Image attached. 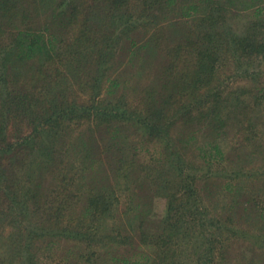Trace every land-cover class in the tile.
Masks as SVG:
<instances>
[{"label":"trees","instance_id":"16d2710c","mask_svg":"<svg viewBox=\"0 0 264 264\" xmlns=\"http://www.w3.org/2000/svg\"><path fill=\"white\" fill-rule=\"evenodd\" d=\"M115 1L128 7L131 2ZM135 2L140 26L158 25L166 15L174 20L137 48L156 58L154 66L145 62L138 67L148 71L150 82L135 84L142 108L120 100L129 90L127 81L106 73L118 45L113 33L97 39L86 32V21L84 26H78L76 16L70 21L77 5L72 0H0V227L9 230L2 264H37L36 244L44 243L46 251L55 240L86 244L88 251L102 244L109 264H138L131 257L141 245H132L127 236L128 249L121 250L123 244L114 237L103 239V233L116 214L144 216L156 196L165 199V211L158 221L161 233L146 237L151 241L145 246L152 250L144 256L147 264H164L165 259L168 264H227V247L221 251L216 240L204 249L208 258L202 261L199 248L210 245V239L202 242L203 234L192 232L190 224L206 212L183 151L200 129L218 137L233 123V108L243 102L234 99L233 88L222 94L218 67L231 60L236 69H244L241 59L264 57V0ZM107 22L100 28L106 29ZM70 27L77 30L65 40L63 32ZM160 40L164 54L156 56ZM134 47L131 40L128 62L136 58ZM129 127L158 143L144 163L132 154L141 143L128 141L124 132ZM197 151L200 160H218L223 154L216 139ZM46 174H51L48 189ZM132 187L147 195L133 194L121 211L120 197L128 199ZM256 210L258 231H263L264 207ZM259 239L264 246V237ZM183 242L185 248L175 253ZM97 253L91 250L76 259L92 264Z\"/></svg>","mask_w":264,"mask_h":264},{"label":"rangeland","instance_id":"374dc122","mask_svg":"<svg viewBox=\"0 0 264 264\" xmlns=\"http://www.w3.org/2000/svg\"><path fill=\"white\" fill-rule=\"evenodd\" d=\"M106 1L108 0H72L77 5H75L74 13L69 20L73 22L72 19L76 16L78 26L80 24L84 26L82 23L86 21V32L90 31L89 33L97 39L106 36V32L113 33V40L118 45L113 46L111 52L113 59L110 63V69L106 73L112 76L119 74L122 79L127 81L129 90L124 91L125 95L120 100L128 104H137L135 108H142V103L138 99L140 97L138 95L139 89L135 87V84L139 87L146 86L149 81L148 71L146 69L140 70L138 67L140 64L143 66L145 62L154 66L156 58L151 59L148 55V52L151 51L137 48L151 38H156L157 28L165 31L169 20L172 21L173 19L169 18L170 15H166L168 16L167 19L161 21L158 25L149 22L151 19H148V25L143 27V25L140 26L141 22L135 14L139 11L136 8L135 0H130L129 7L121 5V1L112 2V0H109L110 5L106 4ZM126 6L127 10H125ZM247 16L244 15L243 19H247ZM106 18L110 20V22H107V31L100 28L105 25ZM124 29L126 30L124 31ZM76 30L75 27L64 30L65 40H69L71 32ZM131 40L136 46L133 49L136 52V58L132 62H128L132 58L127 52ZM106 42H104V46ZM59 47L61 52L66 49L65 45L62 44ZM162 47L163 41L160 40L158 48L155 49L156 56L164 54L165 47ZM249 58L251 61L245 60V58L238 61L240 67L243 63L247 65L244 69L242 67L236 69V63L231 60H225L218 67L220 79L217 82L220 85L223 83L220 86L222 94L226 95L228 90L233 88L236 92H234L235 98H232L238 102H243L241 106H234L233 108V123L228 125L218 137L215 136V133H210L208 129H200L195 134L196 139L191 143L192 146L188 147L187 151H183L186 170H189L196 177L197 197H199L203 210L206 212L205 216L200 218L201 220L197 219L190 224L192 232L198 229L201 231L203 234L201 237L202 242L210 239V245L205 244L204 248H199V251L204 255L203 263L208 258V252L204 249L208 246L211 248L215 244L213 240H216L221 243H216L218 247L222 246L221 251L227 247V254H224V256L220 254L227 264H264V246H262L260 239L256 240L258 237H264V230L258 231L261 220L254 213V211H257L256 209H260L261 206L264 207V57L254 56ZM59 67L60 70L63 69L61 65ZM70 80L72 79L70 78ZM203 124L205 123L203 122ZM200 126L198 124L197 128H201ZM124 133L128 136V141L141 143L137 144L138 149L135 153L132 152L137 156L138 163L146 162L155 152V149H158V143L148 142L144 134L137 131L136 128L129 127ZM215 139L222 148V157L218 160L208 157L204 160L198 159L197 148L202 146L207 148L209 144L215 143ZM53 174L55 173L53 172ZM50 175L46 174L47 180L44 182L46 189L50 188L51 185ZM133 194L138 195V198H142L143 196L146 197L147 191L141 192L137 187H132L131 193L126 196L128 199H124L122 194L118 206L121 211L127 205L128 200L132 201ZM145 197L142 199H145ZM165 203L163 197L158 198L156 196V198L148 201V204L152 205L151 210L144 216L136 217V219H132L129 215L119 216L116 214L117 216L108 220L106 224L107 231L103 233V239L114 237L116 242L123 244L120 249L127 251L129 244H126L124 240L127 239V236L131 237L130 242L132 245L142 246L139 247L141 248L140 252L137 251L136 254L133 253L135 249L133 250L131 261H136L138 264H147L144 256L151 249L145 245H148L146 243L151 240L146 239V237L149 234L157 235L160 232L159 225L162 222L158 225V221L165 211ZM232 207L236 209L230 210ZM245 208L247 211H245ZM250 208L255 210L249 212ZM8 232L7 227H2V229L0 227V264H2L1 259L6 260V248L3 247V244H5L4 239ZM121 240H123V243H121ZM110 241L113 243V240ZM145 241L147 242L145 243ZM198 242L200 241L198 240ZM85 245L65 240H55L52 249L43 251L44 243L39 241L36 244L38 246L36 252L37 264H91L87 263L85 259L82 261L76 259L81 254L85 258L91 250L99 252L97 253L99 256L93 258L92 264H109L108 258L103 254L102 244L92 247L89 251ZM176 245L175 253L180 254L181 250L185 248L184 242ZM168 263L169 260L166 261L165 259L164 264ZM213 264H215V261Z\"/></svg>","mask_w":264,"mask_h":264}]
</instances>
